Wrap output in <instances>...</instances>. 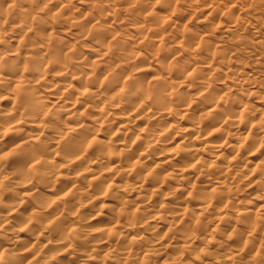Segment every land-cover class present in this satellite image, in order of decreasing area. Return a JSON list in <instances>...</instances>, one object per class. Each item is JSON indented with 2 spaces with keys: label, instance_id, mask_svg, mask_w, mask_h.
<instances>
[{
  "label": "clouds",
  "instance_id": "1",
  "mask_svg": "<svg viewBox=\"0 0 264 264\" xmlns=\"http://www.w3.org/2000/svg\"><path fill=\"white\" fill-rule=\"evenodd\" d=\"M0 264H264V0H0Z\"/></svg>",
  "mask_w": 264,
  "mask_h": 264
}]
</instances>
